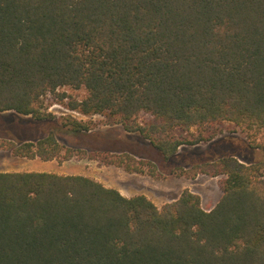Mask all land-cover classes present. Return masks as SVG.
Segmentation results:
<instances>
[{
    "label": "trees",
    "instance_id": "obj_1",
    "mask_svg": "<svg viewBox=\"0 0 264 264\" xmlns=\"http://www.w3.org/2000/svg\"><path fill=\"white\" fill-rule=\"evenodd\" d=\"M54 102L111 118L167 160L213 139L222 121L261 128L264 0H0V112L45 120ZM65 116L73 131L94 127ZM0 148L75 156L54 132L0 137ZM88 154L159 174L130 153ZM194 167L180 174L225 175L211 209L189 188L159 206L91 176L0 171V264H264V162L223 156Z\"/></svg>",
    "mask_w": 264,
    "mask_h": 264
},
{
    "label": "rangeland",
    "instance_id": "obj_2",
    "mask_svg": "<svg viewBox=\"0 0 264 264\" xmlns=\"http://www.w3.org/2000/svg\"><path fill=\"white\" fill-rule=\"evenodd\" d=\"M60 92L73 94L74 96L82 97L85 90H74L70 87L59 89ZM60 105V104H59ZM51 111V110H49ZM53 117L45 120H37L32 116H21V120L16 116V121L13 123L12 117L0 116V132L6 135L5 127L8 130H15L20 138L37 139L46 135L49 132L57 134L60 142L75 150V156L72 159L63 161L56 160L55 168L59 170L62 167H67L69 171L77 173L78 155L89 157V151L84 149L85 138L87 133L73 131L69 126L65 125L66 114L62 106H56L52 109ZM92 119L93 129L91 134L98 135L101 131L112 129L113 120L103 115H95L88 117ZM12 121V122H11ZM14 124V126H10ZM9 125V126H8ZM215 129L218 134L211 140H202L197 144H184L179 149V155L165 159L163 155L150 143L147 156L158 166V176L145 174L144 176H134L136 181L134 184L138 188L133 192H142L150 197L159 206L176 200L185 188H189L193 192L199 194L202 198V204L206 209L213 208L219 201L222 195L221 181L225 175H211L199 172L194 177L187 174H180V167L190 169V175L200 168L194 167L195 164L201 162H214L223 156H234L244 163L264 162V126L261 128H247L245 126L236 125L231 121H222L217 123ZM9 131V132H10ZM191 133H197V128L190 130ZM181 133V131H177ZM183 133H186L185 131ZM209 133V132H208ZM11 134V133H10ZM89 134V133H88ZM6 137V136H5ZM85 137V138H84ZM86 145V144H85ZM4 158L5 162L11 163L15 161L16 165L21 168H27L26 158L18 159L10 156L9 151H0V159ZM3 160V159H2ZM18 161V162H17ZM89 159L87 160L86 168L89 167ZM93 165L96 163L92 162ZM64 165V166H63ZM62 166V167H60ZM8 167V165L3 168ZM57 170V169H55ZM115 176V175H114ZM118 173H116V178ZM120 178L121 186L124 188H132V181L128 173H123ZM130 192V190H129ZM126 192V193H129Z\"/></svg>",
    "mask_w": 264,
    "mask_h": 264
},
{
    "label": "crops",
    "instance_id": "obj_3",
    "mask_svg": "<svg viewBox=\"0 0 264 264\" xmlns=\"http://www.w3.org/2000/svg\"><path fill=\"white\" fill-rule=\"evenodd\" d=\"M10 116L12 117L13 123L16 121V116L19 120H21L22 114H19L15 111H5L0 112V116ZM24 116H30V115H24ZM11 121V122H12ZM1 126V124H0ZM9 126V125H8ZM10 126H14V124H11ZM112 129H109L108 131H101L98 135L91 134L92 131H81L86 134L85 138V144L84 149L91 151H100V152H110V153H130L137 159H149L147 156V151L149 149L150 141L148 139L143 138L140 133L138 132H130L127 131L122 124L120 123H114L112 126ZM6 135L1 134L0 137H8L14 140H23V138H20L17 136L15 130H8L7 127H5ZM10 131V132H9ZM11 133V134H10ZM89 133V134H88ZM31 138H25L24 140H28ZM7 149L0 148V151H4ZM10 153V156L18 159L26 158L21 156H15L12 154L10 150H7ZM78 160V166H77V173L73 171H69L67 167H62L60 170L58 168H55L54 162L56 160H42L40 158H26L28 161L25 162L26 165H30L27 168H21L20 165H16L15 161H12L11 163L5 162L4 158L0 159V171H21V170H28V171H52L57 172L61 174H80V175H86L96 178L97 180L104 183L106 186L117 188L122 194L125 196H134L138 194H144L142 192H133L134 189L138 188L134 182L136 181V177L134 176H144L145 174L137 173V172H129L125 170L121 166H117L115 164H105L100 159L97 158H88L86 156H79ZM89 159V167L86 168L87 160ZM70 160V159H69ZM18 162V161H17ZM66 162V160L63 161V164ZM92 162L96 163L95 165L92 164ZM8 165V167L3 168L4 166ZM64 166V165H63ZM57 169V170H55ZM116 173H118V176L116 178ZM123 173H128L131 175V178H127V180L132 181V188H124L122 187L120 178ZM115 175V176H114ZM130 190V192H129ZM129 192V193H126ZM146 195V194H145ZM150 198V197H149ZM155 202V201H154ZM157 204V203H156ZM158 205V204H157Z\"/></svg>",
    "mask_w": 264,
    "mask_h": 264
},
{
    "label": "built area",
    "instance_id": "obj_4",
    "mask_svg": "<svg viewBox=\"0 0 264 264\" xmlns=\"http://www.w3.org/2000/svg\"><path fill=\"white\" fill-rule=\"evenodd\" d=\"M60 103H57V102H54L53 104H51L50 106H49V109L48 110H51V112H52V109L54 108V107H56V106H62V108L64 109V114H66V115H69V114H71L72 116H74V117H76V118H78V119H84V120H86L89 116H86V115H84V114H82V113H80L79 111H76V110H71V109H68V108H66L64 105H62V104H60ZM93 116H95V115H93Z\"/></svg>",
    "mask_w": 264,
    "mask_h": 264
}]
</instances>
